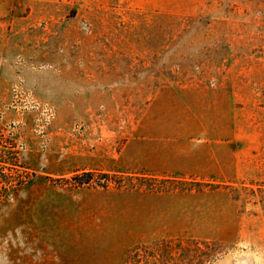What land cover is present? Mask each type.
<instances>
[{
	"label": "rangeland",
	"instance_id": "obj_1",
	"mask_svg": "<svg viewBox=\"0 0 264 264\" xmlns=\"http://www.w3.org/2000/svg\"><path fill=\"white\" fill-rule=\"evenodd\" d=\"M0 264H264V0H0Z\"/></svg>",
	"mask_w": 264,
	"mask_h": 264
},
{
	"label": "trees",
	"instance_id": "obj_2",
	"mask_svg": "<svg viewBox=\"0 0 264 264\" xmlns=\"http://www.w3.org/2000/svg\"><path fill=\"white\" fill-rule=\"evenodd\" d=\"M86 178L84 181H89V177H91V173H85L83 176L81 177H78V176H75L73 179H80V178ZM180 185H183V183H180ZM185 185H188V184H185ZM204 184H200V183H190L189 184V188L188 191H192V187H196V189H200ZM205 185H208V187L210 189H218L220 188L219 185H212V184H205ZM225 187H228V186H225ZM232 189V188H231ZM196 191V190H195ZM253 192V190H251ZM215 245H207V249H208V252L206 253L207 254V258L208 259H211L212 257H214V255H216V251H218L220 245L217 244L216 242H214ZM194 253H196V255L198 256V261L201 262L203 261V255L204 253L201 252V249L200 247L196 244V247H195V250H194Z\"/></svg>",
	"mask_w": 264,
	"mask_h": 264
}]
</instances>
